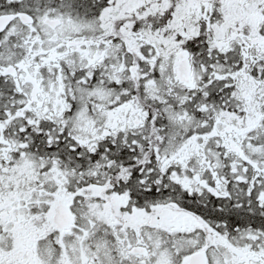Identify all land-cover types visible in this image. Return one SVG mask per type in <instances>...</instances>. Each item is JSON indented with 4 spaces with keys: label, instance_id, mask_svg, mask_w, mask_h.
I'll return each mask as SVG.
<instances>
[{
    "label": "snow or ice",
    "instance_id": "1",
    "mask_svg": "<svg viewBox=\"0 0 264 264\" xmlns=\"http://www.w3.org/2000/svg\"><path fill=\"white\" fill-rule=\"evenodd\" d=\"M0 264H264V0H0Z\"/></svg>",
    "mask_w": 264,
    "mask_h": 264
}]
</instances>
